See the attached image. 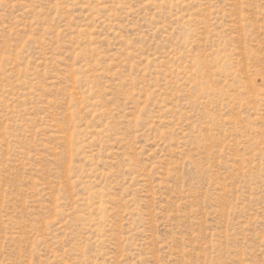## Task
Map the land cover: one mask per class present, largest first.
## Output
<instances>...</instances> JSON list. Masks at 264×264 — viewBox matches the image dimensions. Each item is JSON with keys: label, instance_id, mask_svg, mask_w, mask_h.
<instances>
[{"label": "rangeland", "instance_id": "374dc122", "mask_svg": "<svg viewBox=\"0 0 264 264\" xmlns=\"http://www.w3.org/2000/svg\"><path fill=\"white\" fill-rule=\"evenodd\" d=\"M0 264H264V0H0Z\"/></svg>", "mask_w": 264, "mask_h": 264}]
</instances>
